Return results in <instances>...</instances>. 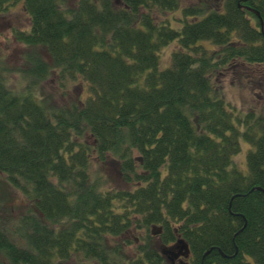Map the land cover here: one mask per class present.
Masks as SVG:
<instances>
[{"label": "trees", "instance_id": "trees-1", "mask_svg": "<svg viewBox=\"0 0 264 264\" xmlns=\"http://www.w3.org/2000/svg\"><path fill=\"white\" fill-rule=\"evenodd\" d=\"M68 1L0 0L52 59L20 91L0 77V177L26 206L0 222V264H178L161 250L179 239L189 264H264V115L216 86L264 82V0H196L180 29L161 19L182 0ZM54 72L66 101L43 89Z\"/></svg>", "mask_w": 264, "mask_h": 264}, {"label": "rangeland", "instance_id": "rangeland-1", "mask_svg": "<svg viewBox=\"0 0 264 264\" xmlns=\"http://www.w3.org/2000/svg\"><path fill=\"white\" fill-rule=\"evenodd\" d=\"M78 2L79 0H69L68 5L74 7ZM189 4L196 5V0H182L180 9L163 14L161 21H169L174 28L180 29V24L184 21V9ZM30 29L31 20L26 15L22 3L16 4L8 13L0 16V77L5 79L9 87L16 91H20L25 84L22 76L23 72L27 71L32 65L30 59L41 58L48 64L52 63V59L45 48L28 47L17 40L16 32H29ZM173 48L174 45H171L163 52V60L167 65L170 64ZM248 72H250L248 75L245 73L240 74L242 75L240 81L233 73L226 72L228 73L227 76L217 80V89L226 101L238 111L247 112L251 108H256L260 109L259 111L264 115V87H261L264 82L262 75L258 72L252 74L253 70ZM57 76L58 74L54 72L47 83L43 84V89H45L47 95L53 96L56 102H60L64 99L61 98L63 91L57 85ZM80 86L79 84H75L73 87L70 86L71 92H68V94L75 99L78 98L83 92ZM249 150L250 146L243 143L242 152L234 158L235 164L243 171L247 170ZM102 171L118 181L113 166L107 167L105 171L102 169ZM25 208L22 196L7 183L5 178L0 177V222L6 226L14 227L15 220L24 213ZM165 256L168 260L172 258V255ZM0 262H4L1 255Z\"/></svg>", "mask_w": 264, "mask_h": 264}, {"label": "water", "instance_id": "water-1", "mask_svg": "<svg viewBox=\"0 0 264 264\" xmlns=\"http://www.w3.org/2000/svg\"><path fill=\"white\" fill-rule=\"evenodd\" d=\"M159 233H161V228L153 230L154 235H157ZM162 253L167 256L172 255V258L170 259L172 263H174L176 260L181 259V258H184V260H189L190 255H191L189 245L187 244L186 241L182 239H179L178 242L171 248L163 247ZM181 264H189V263L182 260Z\"/></svg>", "mask_w": 264, "mask_h": 264}]
</instances>
